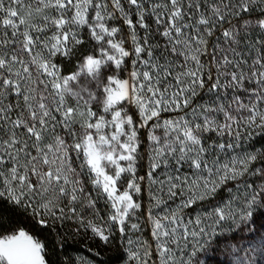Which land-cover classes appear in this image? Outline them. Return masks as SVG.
Listing matches in <instances>:
<instances>
[{
  "label": "snow or ice",
  "instance_id": "6c2138e0",
  "mask_svg": "<svg viewBox=\"0 0 264 264\" xmlns=\"http://www.w3.org/2000/svg\"><path fill=\"white\" fill-rule=\"evenodd\" d=\"M256 139L264 0H0V230L11 205L58 234L118 235L126 264H257ZM47 254L23 227L0 235V264Z\"/></svg>",
  "mask_w": 264,
  "mask_h": 264
},
{
  "label": "trees",
  "instance_id": "16d2710c",
  "mask_svg": "<svg viewBox=\"0 0 264 264\" xmlns=\"http://www.w3.org/2000/svg\"><path fill=\"white\" fill-rule=\"evenodd\" d=\"M257 141L264 142L260 139ZM261 143L259 146L263 148ZM10 209L12 206L7 205V209L4 210V219L6 223L13 221L12 226L0 230V234H7L19 227L36 233L47 246L49 264H81L85 257L95 258L94 255L89 254L90 251L95 252V255L98 253L101 258L99 262L103 264H119L122 261L118 259L123 251L118 235L111 243L104 245L99 240L90 238V236L88 239H84L83 230L79 234H73L70 225L59 229L58 234L52 229H42L35 226L28 214L22 213V210L16 209L12 212Z\"/></svg>",
  "mask_w": 264,
  "mask_h": 264
},
{
  "label": "rangeland",
  "instance_id": "374dc122",
  "mask_svg": "<svg viewBox=\"0 0 264 264\" xmlns=\"http://www.w3.org/2000/svg\"><path fill=\"white\" fill-rule=\"evenodd\" d=\"M143 134V133H142ZM261 142L257 141V139L255 140V142H250L248 145H245V147L248 149V150H251V151H254L256 149H261V150H264V142L261 143V146L263 148H261L259 145H260ZM143 151H146V146L145 148L143 149ZM147 170V158L145 157V159L141 162V166L140 168L138 169V172L140 175H144L145 171ZM145 189H147V184L145 183ZM142 203L144 205V210L146 211L147 208L150 206V203H149V197H148V194H147V191H145V193L143 194V198H142ZM100 210L102 213H106V209L104 208V205L103 203L101 202L100 204ZM134 222V221H133ZM141 223H144V219L142 218L141 219ZM26 230V229H25ZM26 231H29L30 234H32L34 237L40 239V237H38L36 235V233L34 232H31L30 230H26ZM148 232V228L145 227V235L147 234ZM1 235V234H0ZM90 236V234H89ZM91 238V237H90ZM41 240V239H40ZM42 241V240H41ZM43 242V241H42ZM121 243V241H120ZM230 251V249H229ZM95 252H92L90 251L89 254L91 255H94V259H96V261H94V259L92 258H89V257H85L83 261H81V264L83 262V264H103L101 262H99V259L100 256L98 254H94ZM219 260H222V261H226L227 264H234V261H233V258L232 256L228 255L227 253L223 254V255H220L217 257ZM119 264H126L125 261H121ZM257 264H264V259H261L259 257V255H257Z\"/></svg>",
  "mask_w": 264,
  "mask_h": 264
}]
</instances>
